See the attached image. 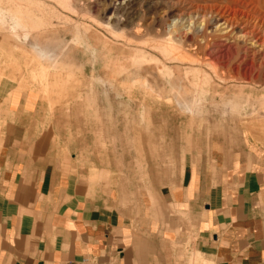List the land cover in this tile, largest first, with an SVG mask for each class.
I'll list each match as a JSON object with an SVG mask.
<instances>
[{"label":"rangeland","instance_id":"374dc122","mask_svg":"<svg viewBox=\"0 0 264 264\" xmlns=\"http://www.w3.org/2000/svg\"><path fill=\"white\" fill-rule=\"evenodd\" d=\"M241 1L234 7L256 8L258 18L240 22L230 43L216 32L201 49L203 30L184 33L190 22L200 27L202 8L210 19L213 4L224 0H0V91L28 97L27 110L39 101L36 126L51 131L60 149L100 166L141 215L173 187L185 155L264 133L254 129L264 112V50L255 61L242 41L247 34L264 42V0ZM15 21L35 39L14 40ZM31 69L42 81L27 79ZM188 264H197L192 253Z\"/></svg>","mask_w":264,"mask_h":264},{"label":"crops","instance_id":"0c3cea01","mask_svg":"<svg viewBox=\"0 0 264 264\" xmlns=\"http://www.w3.org/2000/svg\"><path fill=\"white\" fill-rule=\"evenodd\" d=\"M27 77L42 81L33 69ZM3 93L0 264H188L191 253L197 264H264V112L261 136L185 155L173 187L139 215L100 166L36 126L39 101L27 110L28 97Z\"/></svg>","mask_w":264,"mask_h":264},{"label":"bare ground","instance_id":"6f19581e","mask_svg":"<svg viewBox=\"0 0 264 264\" xmlns=\"http://www.w3.org/2000/svg\"><path fill=\"white\" fill-rule=\"evenodd\" d=\"M223 1V0H222ZM235 1L236 0H224V2L225 3H223V2H220V3H218V4H213V6H212V8H215V10H214V12H213V14L210 16L209 15V13L207 14V15H209L210 16V19H207V18H205V13H206V9H201V19H200V21H198V24H196V25H200V27L199 28H197V26L195 27V23L194 22H190V23H192L193 24V29H191L190 27H188L187 28V32H185L184 33V35L185 34H190V33H192V32H194L195 33V31L196 32H200V31H202V35H203V37H204V43L205 44H203L204 46H202V48L201 49H203L205 46H207L206 44H207V41L216 33V32H218V33H220L221 34V36H222V38H224L225 40H227L228 42L230 41V39H229V35H232L233 34V32L235 31L234 29H236V27H237V25L238 24H240V22H242V23H244V25H248V23H249V20L251 19V18H258L257 16H255L254 14L256 13V8H254V9H252V8H250V9H247V8H245V9H239L238 10V8L236 9V6L234 7V5L236 4L235 3ZM241 1V0H240ZM243 1V0H242ZM241 1V2H242ZM245 1V0H244ZM254 0H251V4H252V2H253ZM247 3V2H246ZM205 4V3H204ZM203 4V5H204ZM224 4V5H223ZM257 4V3H256ZM202 5V4H201ZM208 6H210V5H208ZM254 6H255V3H254ZM258 7V6H257ZM155 9V8H154ZM193 9V8H192ZM209 9V8H208ZM229 10V11H228ZM260 10V9H259ZM258 10V11H259ZM208 11V10H207ZM213 11V10H212ZM231 11V12H230ZM237 11L239 12V13H237ZM263 12V11H262ZM187 13V12H186ZM105 14V13H104ZM197 12H196V15H194V16H197ZM189 16V15H188ZM180 17V16H179ZM193 17V16H192ZM208 17V16H207ZM194 18V17H193ZM181 19V18H180ZM252 19V20H253ZM186 20V19H185ZM189 20V19H188ZM191 20V19H190ZM106 21V20H105ZM251 21V20H250ZM255 21V20H254ZM15 25L14 26H12L11 27V30H12V32L14 33V34H12V37H13V39L14 40H20L21 38L20 37H22V34H23V40L21 39V41H22V43H30V40L32 39L33 40V38H34V36L33 37H31V35H30V33H29V31L27 30V29H25V28H20L19 27V23L17 22V21H15ZM189 23V24H190ZM197 23V22H196ZM253 23H256V22H253ZM180 24V23H179ZM249 24H251V23H249ZM191 25V24H190ZM211 25H214V27L212 26V28H214V29H212L211 28ZM243 25V26H244ZM174 26V25H173ZM192 26V25H191ZM251 26H254V25H251ZM259 26V25H258ZM211 28V29H207V28ZM245 27V26H244ZM257 27V26H256ZM172 28V27H171ZM197 28V29H196ZM252 28V27H251ZM255 28V27H254ZM173 29V28H172ZM253 29V28H252ZM248 31V30H247ZM253 31H251V33H252ZM175 33V32H174ZM56 35V34H55ZM183 35V36H184ZM243 35V34H242ZM247 34H245V35H243V37L245 38V39H242V41L243 42H247V44L249 45V48H251L250 50L248 49V50H243V51H245L244 53H246L247 52V54L248 53H250V55H251V59H255L256 58V56H258V53H261V51L260 50H264V42L263 41H258V39H257V37L256 36H249L250 38H248V36H246ZM250 35V34H249ZM255 35V34H254ZM177 36V35H176ZM182 36V35H181ZM167 37V36H166ZM178 37V36H177ZM194 37H198V36H194ZM200 37V36H199ZM187 39H189V40H191L190 39V37L189 36H187L186 37ZM235 38V37H234ZM237 38V37H236ZM35 39V38H34ZM181 39V38H180ZM183 39V38H182ZM238 39V38H237ZM129 40V39H128ZM175 40V39H174ZM197 40V39H196ZM232 40V39H231ZM235 41H236V39H234ZM188 41V40H187ZM199 41V40H198ZM202 41V40H201ZM191 42V41H190ZM165 43V42H164ZM186 43V42H185ZM230 43V42H229ZM133 44V43H132ZM244 44V43H243ZM174 46V45H173ZM193 47V46H192ZM195 47V46H194ZM199 48V47H198ZM227 49H230V48H228V46H227ZM226 49V50H227ZM244 49V48H243ZM245 49H247L246 47H245ZM184 50V49H183ZM182 50V51H183ZM207 50V49H206ZM209 50V49H208ZM190 52V51H189ZM184 53V52H183ZM188 53V52H187ZM196 54V53H195ZM204 54V53H203ZM197 55V54H196ZM246 55V54H245ZM204 56H205V54H204ZM220 56V55H219ZM154 57V56H153ZM232 57V56H231ZM244 57H246V56H244ZM243 57V58H244ZM210 58V57H209ZM258 58H259V60H260V63L261 64H264V54H261V56H258ZM258 58H257V61H258ZM203 59V58H202ZM228 59V58H227ZM242 59V58H241ZM244 59H246V58H244ZM248 59H249V57H248ZM251 59H249L250 61L249 62H251ZM103 60V59H102ZM210 60V59H209ZM200 61L202 62V60H201V58H200ZM212 61V60H211ZM242 61V60H241ZM255 61H256V59H255ZM254 61V63L253 62H251L252 64H255V66H256V62ZM227 62V61H226ZM243 62V61H242ZM214 63H216V62H214ZM239 63V62H238ZM248 63V62H247ZM250 63V64H251ZM257 63H259V62H257ZM104 64V63H103ZM218 64V63H217ZM241 64V63H240ZM239 64V65H240ZM249 64V63H248ZM251 64V65H252ZM260 64V66H262ZM149 65V64H148ZM238 65V66H239ZM251 65H249V66H251ZM202 66V65H201ZM237 66V65H236ZM253 66V65H252ZM251 66V67H252ZM260 66H258V67H260ZM240 67V66H239ZM242 67V66H241ZM251 67H249V68H251ZM264 67V66H263ZM217 68V67H216ZM246 68V67H245ZM234 70V69H233ZM239 70V69H238ZM254 70H255V68H254ZM214 71H216V70H214ZM231 72V71H230ZM246 72V71H245ZM251 72V71H250ZM217 73V72H216ZM247 73V72H246ZM253 73V72H252ZM251 73V74H252ZM160 74V73H159ZM226 74V73H225ZM232 74H233V72H232ZM237 74V73H236ZM248 74V73H247ZM228 75H230V74H228ZM224 76V75H223ZM233 76V75H232ZM247 76V75H246ZM255 76V75H254ZM181 77V76H180ZM226 77V76H225ZM241 77H242V75H241ZM245 77V76H244ZM252 77V76H251ZM239 78V77H238ZM255 78V77H254ZM221 79L222 80H226V79H224V77H221ZM167 80V79H166ZM228 80V79H227ZM183 83V82H182ZM169 84V83H168ZM262 84V83H261ZM103 85V84H102ZM176 85V84H175ZM107 86V85H106ZM177 91H179V89H180V87L179 86H177ZM189 90V89H188ZM191 90V89H190ZM218 90V89H217ZM175 91V90H174ZM103 92V91H102ZM112 94V93H111ZM115 94V93H114ZM156 94V93H155ZM213 94V93H212ZM216 95V94H215ZM115 97V96H114ZM190 97V96H189ZM194 97H196V94L193 92V93H191V98H194ZM221 97V96H220ZM167 98V97H166ZM223 98H224V96H223ZM232 98V97H231ZM226 100V99H225ZM136 100H134V102H135ZM194 101V100H193ZM190 103H191V101H190ZM135 106H136V108H137V106L140 108V109H143L144 108V106L142 105V103H140L139 101H136L135 102ZM191 107V106H190ZM195 107H196V105H195ZM135 108V109H136ZM193 108V107H192Z\"/></svg>","mask_w":264,"mask_h":264}]
</instances>
